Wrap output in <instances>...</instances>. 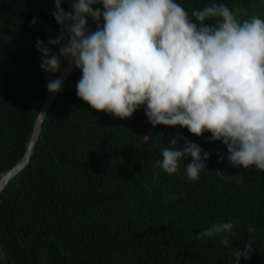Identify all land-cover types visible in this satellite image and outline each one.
<instances>
[{"label":"trees","instance_id":"1","mask_svg":"<svg viewBox=\"0 0 264 264\" xmlns=\"http://www.w3.org/2000/svg\"><path fill=\"white\" fill-rule=\"evenodd\" d=\"M177 2L189 13L216 2L240 19L264 18V0ZM53 11L54 0H0V178L23 157L47 81L60 74L42 72L36 47L37 39L47 46L59 35ZM87 27L97 25L89 18ZM65 65L62 60V70ZM81 75L74 68L28 165L0 193V264H234L220 242L224 234L195 238L211 223L227 221H237L235 236L228 235L232 247L243 250L251 241L254 248L239 264H264V173L232 167L226 146L210 133L153 127L143 107L124 120L93 110L77 97ZM178 136L210 154L206 170L188 181V157L177 174L161 170L154 179L162 148Z\"/></svg>","mask_w":264,"mask_h":264},{"label":"clouds","instance_id":"2","mask_svg":"<svg viewBox=\"0 0 264 264\" xmlns=\"http://www.w3.org/2000/svg\"><path fill=\"white\" fill-rule=\"evenodd\" d=\"M65 3L70 10L62 8ZM53 18L59 35L47 46L36 41L40 67L52 76L61 73L62 60L78 69V99L121 120L143 107L153 127L186 128L196 137L210 133L212 142L226 146L232 167L264 173V18L240 19L216 2L189 13L177 0H54ZM89 18L95 31L87 27ZM52 47L58 52L52 53ZM62 83L49 79L48 93L61 92ZM167 143L155 162L154 179L161 170L177 174L190 157L186 178L199 180L210 154L182 136ZM236 223H211L195 238L207 241L224 234L220 242L239 264L254 248L251 241L243 250L229 243Z\"/></svg>","mask_w":264,"mask_h":264},{"label":"water","instance_id":"3","mask_svg":"<svg viewBox=\"0 0 264 264\" xmlns=\"http://www.w3.org/2000/svg\"><path fill=\"white\" fill-rule=\"evenodd\" d=\"M74 68H75L74 66H71V65L66 63V65L63 68V70L61 71V73L56 77V78L62 79V81H63L62 87L65 84V82L67 81V79L69 78V76L72 73V71L74 70ZM57 94L58 93L50 94L47 92L45 99L42 103V106L38 112L36 119H35L34 126L32 129V133H31L30 139L27 143L23 157L20 159V161H18V163L14 167L9 169L0 178V193L5 188V186L8 184V182L11 179H13L19 172L22 171V169H24L28 165L29 160H30V156H31V154H32V152L36 146V143L39 140L45 116H46L51 104L53 103L55 97L57 96ZM39 113H41V115Z\"/></svg>","mask_w":264,"mask_h":264},{"label":"bare ground","instance_id":"4","mask_svg":"<svg viewBox=\"0 0 264 264\" xmlns=\"http://www.w3.org/2000/svg\"><path fill=\"white\" fill-rule=\"evenodd\" d=\"M22 170H23V169H22ZM19 173H20V172H19ZM19 173H18V174H19ZM18 174H17V175H18Z\"/></svg>","mask_w":264,"mask_h":264}]
</instances>
